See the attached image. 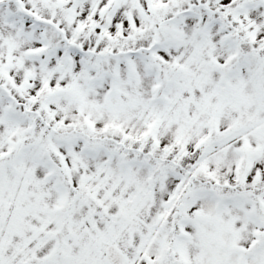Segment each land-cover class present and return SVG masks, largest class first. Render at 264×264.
Segmentation results:
<instances>
[{
  "label": "snow or ice",
  "instance_id": "obj_1",
  "mask_svg": "<svg viewBox=\"0 0 264 264\" xmlns=\"http://www.w3.org/2000/svg\"><path fill=\"white\" fill-rule=\"evenodd\" d=\"M0 264H264V0H0Z\"/></svg>",
  "mask_w": 264,
  "mask_h": 264
}]
</instances>
